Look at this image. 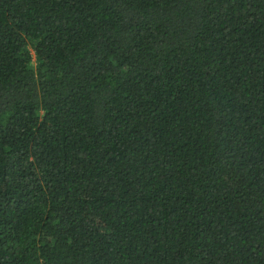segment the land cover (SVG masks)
Listing matches in <instances>:
<instances>
[{"label":"trees","instance_id":"obj_1","mask_svg":"<svg viewBox=\"0 0 264 264\" xmlns=\"http://www.w3.org/2000/svg\"><path fill=\"white\" fill-rule=\"evenodd\" d=\"M0 264H264V0H0Z\"/></svg>","mask_w":264,"mask_h":264}]
</instances>
